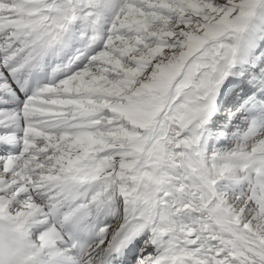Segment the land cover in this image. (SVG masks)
<instances>
[{
    "label": "snow or ice",
    "instance_id": "6c2138e0",
    "mask_svg": "<svg viewBox=\"0 0 264 264\" xmlns=\"http://www.w3.org/2000/svg\"><path fill=\"white\" fill-rule=\"evenodd\" d=\"M0 264H264V0H0Z\"/></svg>",
    "mask_w": 264,
    "mask_h": 264
}]
</instances>
